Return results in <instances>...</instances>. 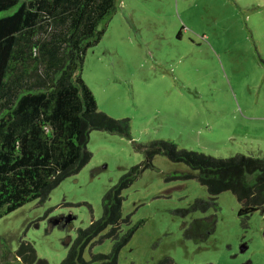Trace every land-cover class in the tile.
Listing matches in <instances>:
<instances>
[{
	"label": "rangeland",
	"instance_id": "1",
	"mask_svg": "<svg viewBox=\"0 0 264 264\" xmlns=\"http://www.w3.org/2000/svg\"><path fill=\"white\" fill-rule=\"evenodd\" d=\"M82 76L99 110L130 118V133L91 131L88 164L45 202H28L0 219V264H21V241L34 245L41 260L35 264H61L78 229L102 216L105 193L134 166L138 175L122 193L129 218L122 231H134L117 264L166 256L178 264H264V208L245 225L238 198L224 191L216 209L191 211L196 199L208 197L191 176L197 171L148 154L153 141L170 140L218 158L264 157V0H117ZM206 218H215L216 227L204 239L193 223ZM113 247L109 238L93 241L83 257Z\"/></svg>",
	"mask_w": 264,
	"mask_h": 264
},
{
	"label": "trees",
	"instance_id": "2",
	"mask_svg": "<svg viewBox=\"0 0 264 264\" xmlns=\"http://www.w3.org/2000/svg\"><path fill=\"white\" fill-rule=\"evenodd\" d=\"M116 12L117 0H0V219L28 202H45L62 181L88 164L91 131L129 135L130 118L99 110L82 76L87 51L100 42ZM149 147L150 156L165 154L197 171L191 176L206 186L208 197L196 199L191 211L216 209L224 191L238 198L245 225L253 212L264 208V157L218 158L179 149L170 140H155ZM139 167L105 193L102 216L78 229L61 264H117L134 231H122V224L129 223L122 214V193ZM198 223L204 239L215 231V218L193 225ZM190 229L186 234L193 237ZM106 238L114 242L112 252L92 253L86 261L85 247ZM16 257L21 264L41 262L34 245L25 241ZM154 264L178 263L166 256Z\"/></svg>",
	"mask_w": 264,
	"mask_h": 264
}]
</instances>
